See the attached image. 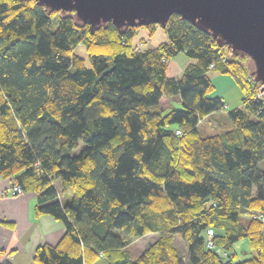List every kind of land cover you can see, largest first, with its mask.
Masks as SVG:
<instances>
[{
    "label": "trees",
    "instance_id": "1",
    "mask_svg": "<svg viewBox=\"0 0 264 264\" xmlns=\"http://www.w3.org/2000/svg\"><path fill=\"white\" fill-rule=\"evenodd\" d=\"M165 25V40L134 50L137 27L108 20L90 32L73 11L0 0V175L36 193V215L65 224L33 264H264V98L247 57L178 14ZM179 52L187 61L169 76ZM212 71L242 95L204 134L201 120L225 108ZM150 231L132 258L128 242Z\"/></svg>",
    "mask_w": 264,
    "mask_h": 264
},
{
    "label": "water",
    "instance_id": "2",
    "mask_svg": "<svg viewBox=\"0 0 264 264\" xmlns=\"http://www.w3.org/2000/svg\"><path fill=\"white\" fill-rule=\"evenodd\" d=\"M48 11H73L90 32L110 20L120 30L165 27L171 13L209 34L233 55L247 57L248 75L264 87V0H37Z\"/></svg>",
    "mask_w": 264,
    "mask_h": 264
},
{
    "label": "crops",
    "instance_id": "3",
    "mask_svg": "<svg viewBox=\"0 0 264 264\" xmlns=\"http://www.w3.org/2000/svg\"><path fill=\"white\" fill-rule=\"evenodd\" d=\"M170 66L167 73L172 76L178 73L182 65L178 58ZM215 72L212 71L211 75ZM217 77L225 88L234 86L226 74ZM221 91L210 95H219ZM15 183L12 177L0 175V264H33L32 257L37 246L57 242L65 230V224L51 214L36 215L34 207L37 195L33 190L26 189L15 194L7 192L6 188ZM57 188L60 189V184Z\"/></svg>",
    "mask_w": 264,
    "mask_h": 264
},
{
    "label": "rangeland",
    "instance_id": "4",
    "mask_svg": "<svg viewBox=\"0 0 264 264\" xmlns=\"http://www.w3.org/2000/svg\"><path fill=\"white\" fill-rule=\"evenodd\" d=\"M56 26V22L52 23V27L54 28ZM138 30L135 31V35L132 37L133 38V43H132V49L134 50H138V48H146V47H153L155 45H157L158 43H160V41L165 40L167 38L166 34H165V30L163 27L161 26H156L155 29L151 30L149 27L145 28L143 26H137ZM136 28V29H137ZM135 29V30H136ZM152 31V32H151ZM151 32V33H149ZM142 38V39H141ZM142 40L144 41V43L142 42ZM76 51L78 54H80L82 57H84V59L87 61V52L85 51V47L82 43H78L74 46V50ZM177 57V58H176ZM179 58V61L181 62V65L183 66V64L187 61V57L182 53H177V55L172 56L171 60L168 63V67L170 69V65L172 63V61H176ZM181 66V69H182ZM213 67V66H211ZM181 69L178 71V73L181 71ZM168 71V69H167ZM168 74V73H167ZM218 75L223 76V74H220L218 72H215L211 75L210 73V77H211V81L213 83V90L210 92V94H213L214 92L218 91V90H222L219 95L222 96V98H224L226 105L225 108H221V110H219L216 115H208L206 116V118H204L203 120H201L202 122L200 123V129L201 132H203L204 134L210 133L211 131H215L213 127L209 126V123H213L214 122V117H222L224 111L227 108H231L234 106H238V104L240 103V96L242 95V93L240 92V87L238 85H236V82L233 81L234 78L229 75L226 74V76L228 77L229 80H231V82H233L232 84H234V86H229V87H224V84L221 81H217L218 79ZM233 78V79H232ZM228 82V81H227ZM172 107H179V103L177 100H175L173 98V101L171 103ZM226 125L220 124L217 127L218 129H223L225 128ZM204 130H203V129ZM216 130V131H217ZM83 145V142L80 141L78 146L74 149V153H78L80 146ZM56 186H59V181H54ZM158 236V233L156 232H146V234L137 236L134 239H131V241L128 242V250H129V254L131 255L132 258L137 257V255L139 254V252L145 248L147 246L148 243H150L152 240L156 239ZM173 241L175 243V245L178 247L179 251H181L183 254H185V242L183 240L180 239V237L178 236H174L173 237ZM236 249H238V259L243 258L246 255V251L249 249L248 244H247V239L244 237L243 239L239 240L236 242L235 244Z\"/></svg>",
    "mask_w": 264,
    "mask_h": 264
},
{
    "label": "built area",
    "instance_id": "5",
    "mask_svg": "<svg viewBox=\"0 0 264 264\" xmlns=\"http://www.w3.org/2000/svg\"><path fill=\"white\" fill-rule=\"evenodd\" d=\"M223 59H224V57H223ZM209 66L211 67L212 63H210ZM257 86H258L257 87V91L255 92L254 97H255L256 100L263 99L264 98V87L261 84H259V83H258ZM176 132H179V130H176ZM36 166H37V164H36ZM6 191L11 193V194H15V193L22 192L23 188H22V186L19 183H15V184L9 185L6 188ZM256 215H257V217L259 218V220L261 221V223L264 226V213H256ZM211 233H212V230L207 229V235H206V239L207 240H206L205 245L209 249L213 248V243H212V239H211Z\"/></svg>",
    "mask_w": 264,
    "mask_h": 264
}]
</instances>
